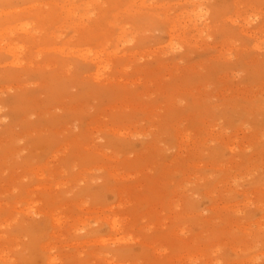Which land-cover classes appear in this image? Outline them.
Masks as SVG:
<instances>
[{
  "label": "rangeland",
  "instance_id": "rangeland-1",
  "mask_svg": "<svg viewBox=\"0 0 264 264\" xmlns=\"http://www.w3.org/2000/svg\"><path fill=\"white\" fill-rule=\"evenodd\" d=\"M0 264H264V0H0Z\"/></svg>",
  "mask_w": 264,
  "mask_h": 264
}]
</instances>
